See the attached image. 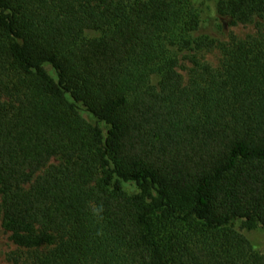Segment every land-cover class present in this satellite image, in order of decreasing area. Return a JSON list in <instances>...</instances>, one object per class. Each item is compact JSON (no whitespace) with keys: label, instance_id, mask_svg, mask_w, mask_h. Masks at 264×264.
Returning <instances> with one entry per match:
<instances>
[{"label":"trees","instance_id":"trees-1","mask_svg":"<svg viewBox=\"0 0 264 264\" xmlns=\"http://www.w3.org/2000/svg\"><path fill=\"white\" fill-rule=\"evenodd\" d=\"M217 10L256 31L219 44L192 0H0V219L47 243L22 264H264L234 228L264 227V0ZM216 45L185 82L180 52Z\"/></svg>","mask_w":264,"mask_h":264},{"label":"rangeland","instance_id":"rangeland-1","mask_svg":"<svg viewBox=\"0 0 264 264\" xmlns=\"http://www.w3.org/2000/svg\"><path fill=\"white\" fill-rule=\"evenodd\" d=\"M201 13V25L199 32L201 35L210 36L218 43L228 42L234 36L245 38L256 31L258 23L246 22L237 25H229L217 10L218 0H192ZM86 37H96L100 35L98 30L89 29L85 31ZM223 59V52L219 45L210 48L190 49L180 52L179 70L184 76L185 82L189 79V70L198 61H207L215 67L220 66ZM50 73L56 76L55 71L47 65ZM159 75L152 76V82L158 83ZM84 116L91 121H95L88 112H83ZM105 127V125H103ZM59 157H53L50 164L60 162ZM234 228L240 231L258 252H264V227L261 224L253 227H246L242 220L234 223ZM47 244V243H46ZM46 244L34 246L38 250H43ZM17 242L13 231L6 226L4 219H0V264H22V261L34 250ZM36 250V249H35Z\"/></svg>","mask_w":264,"mask_h":264}]
</instances>
